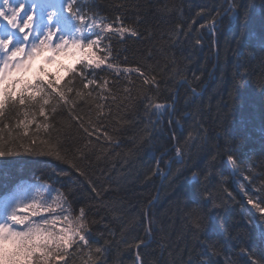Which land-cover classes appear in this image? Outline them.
Here are the masks:
<instances>
[{
  "label": "trees",
  "instance_id": "1",
  "mask_svg": "<svg viewBox=\"0 0 264 264\" xmlns=\"http://www.w3.org/2000/svg\"><path fill=\"white\" fill-rule=\"evenodd\" d=\"M78 3L89 14L136 22L139 35L116 46L130 66L164 68L157 102L167 110L146 114L138 103L126 115L130 123L112 133L117 143L99 160L90 157L99 196L68 164L25 151L26 142L0 156V196L13 181L34 177L66 193L74 211L89 206L92 239L107 247L105 264H137L138 252L143 264H264V213L249 210L236 189L245 186L247 201L264 184V0ZM97 143H105L102 136ZM229 155L243 169L234 176ZM138 238L148 246H132Z\"/></svg>",
  "mask_w": 264,
  "mask_h": 264
},
{
  "label": "snow or ice",
  "instance_id": "2",
  "mask_svg": "<svg viewBox=\"0 0 264 264\" xmlns=\"http://www.w3.org/2000/svg\"><path fill=\"white\" fill-rule=\"evenodd\" d=\"M62 8L68 16L63 11L49 12L41 29L34 27L28 0H0V156L12 154L26 142L25 151L68 164L99 196L88 172L90 157L99 160L109 142L117 143L112 133L130 123L126 115L134 113L138 103L146 114L167 110L157 102L161 87H166L164 68L140 62L133 67L126 56L121 60L116 45L139 35L136 22L129 23L122 15L109 19L89 14L78 0H65ZM181 30L178 25L172 35ZM191 31L189 24L184 34ZM66 57L74 63L64 64ZM50 65H56L57 71H49ZM101 136L105 143L98 145ZM176 152L180 155L181 149ZM228 163L234 171H243L232 155ZM240 187L243 192L245 186ZM48 191L46 197L38 190L30 202L25 201L26 192L0 201V264H105L107 247L92 239L95 221L89 218V206L74 211L66 193ZM205 191L212 206L218 207L213 194ZM258 191V198L248 195L247 201L264 213V184ZM193 223L199 230V217ZM132 246L147 247L148 241L138 238ZM136 261L143 264L139 252Z\"/></svg>",
  "mask_w": 264,
  "mask_h": 264
},
{
  "label": "rangeland",
  "instance_id": "3",
  "mask_svg": "<svg viewBox=\"0 0 264 264\" xmlns=\"http://www.w3.org/2000/svg\"><path fill=\"white\" fill-rule=\"evenodd\" d=\"M11 2L14 3L15 0H11ZM29 4L31 5V8L34 10L33 14H34V18L36 20V23H35L34 27L41 28V29H42V26H43V23H42L41 19L42 18H47V15H48L49 12L63 11V8L60 6V4L57 1H55V2L51 1V3H49V4H46V3L45 4H40L38 1L34 0V2L32 1ZM63 26L64 25H62L61 27H63ZM63 63L66 64V65H71V64L74 63V61L70 57H66V58H63ZM49 71L56 72L57 71V66L56 65H50L49 66ZM195 141L196 140H192L191 142H195ZM175 155H177V154H175ZM172 158H173V156H172ZM170 166H171V164L169 163L168 167H170ZM163 176L165 177L166 175L163 174ZM232 176H234V174ZM236 189H237V192H238V194L240 196V199H241L242 203L245 204L249 208V210L254 212L255 210L252 208V206L245 199L246 196H245L244 191L242 192L241 189H239L237 187H236ZM38 190L41 191V192H44L46 197L50 194L49 191H48V188L43 187L41 185L34 184V185H23L22 187L19 188L18 191H16V192L14 191L13 194L10 197H12L13 195H19L21 193L26 192L27 196L25 197V201L26 202H30V198L35 196ZM51 194L54 195L55 193L52 192ZM20 214L23 215L24 213L21 212ZM32 219L39 220L40 217H33ZM17 227L18 228H22L23 226L20 225V226H17ZM259 234L262 237V239L264 240V229H261Z\"/></svg>",
  "mask_w": 264,
  "mask_h": 264
},
{
  "label": "bare ground",
  "instance_id": "4",
  "mask_svg": "<svg viewBox=\"0 0 264 264\" xmlns=\"http://www.w3.org/2000/svg\"><path fill=\"white\" fill-rule=\"evenodd\" d=\"M82 7L86 9V5H82ZM213 45H214V48L217 49L218 41H217V39L215 37H214V40H213ZM179 156L180 155H177L178 158H179ZM225 165L227 166V168L229 169L231 174L235 175L236 171H234L232 166L228 163V159L225 160ZM38 182H39V180H37L34 177L19 178V179L13 181L12 185H10V187H9V191H11V192L15 191L16 192L23 185H34V184L38 185L39 184Z\"/></svg>",
  "mask_w": 264,
  "mask_h": 264
}]
</instances>
